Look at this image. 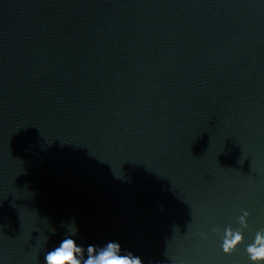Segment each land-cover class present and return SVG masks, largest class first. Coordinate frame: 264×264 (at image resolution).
I'll return each mask as SVG.
<instances>
[{
  "label": "water",
  "instance_id": "1",
  "mask_svg": "<svg viewBox=\"0 0 264 264\" xmlns=\"http://www.w3.org/2000/svg\"><path fill=\"white\" fill-rule=\"evenodd\" d=\"M73 223L143 264H249L264 0H0V264H45Z\"/></svg>",
  "mask_w": 264,
  "mask_h": 264
},
{
  "label": "clouds",
  "instance_id": "2",
  "mask_svg": "<svg viewBox=\"0 0 264 264\" xmlns=\"http://www.w3.org/2000/svg\"><path fill=\"white\" fill-rule=\"evenodd\" d=\"M249 212L245 211L239 217V228L230 225L226 227L221 235V247L225 255L233 254L238 247L244 243V230L249 228L247 217ZM74 225V230L69 236H65L58 245L47 251L45 264H143L142 259L132 253L122 249L119 242L108 241L106 244L86 247L77 243L75 237L78 229ZM214 233L218 229L213 228ZM55 234V232H53ZM201 235H204L201 233ZM246 253L249 264H264V228L255 232L252 242L246 246Z\"/></svg>",
  "mask_w": 264,
  "mask_h": 264
}]
</instances>
